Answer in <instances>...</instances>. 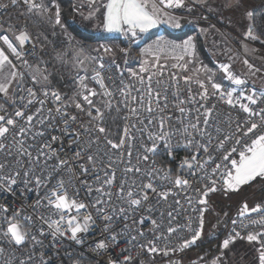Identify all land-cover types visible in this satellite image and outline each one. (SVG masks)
I'll return each instance as SVG.
<instances>
[{"label": "snow or ice", "instance_id": "snow-or-ice-1", "mask_svg": "<svg viewBox=\"0 0 264 264\" xmlns=\"http://www.w3.org/2000/svg\"><path fill=\"white\" fill-rule=\"evenodd\" d=\"M87 2L90 10L85 20L97 19L99 13L105 32L122 33L133 40L138 33H147L161 23L179 28L176 18L165 10L185 7V0H100L98 7L97 0ZM18 4L24 6L29 16H47L49 20L54 17V25L65 27L57 0H9L0 3V9ZM74 11L83 15L79 8ZM246 15L251 20L254 13L248 11ZM13 33L12 38L0 33V99L3 100L0 103V193L16 194L19 184L23 186L20 195L34 193L36 201L33 214L27 215L23 207L13 209L9 215V208L0 206V241L15 249L44 247L45 238L51 239L52 246L65 240L83 245L84 235L99 227L102 238L93 245L96 251H105L127 237L129 243L150 254L168 255L196 244L202 235L205 211L193 207L192 197L188 196L191 211L199 212L198 228L193 230L188 225L190 238L183 239L178 248L161 249L156 241H168L179 231L172 222L183 205L180 199H174L175 206L163 207L170 197L191 190L197 194L196 204L207 205L206 197L216 192L218 185L227 193L258 179L264 181V107L259 111L252 107L264 101V92L258 94L252 89L250 93L241 90L237 94L236 88H242L246 81L235 75L227 63L220 64L219 70L235 86L231 90H222L221 83L213 80V74H209L212 70L207 68L203 69L205 79H199L197 74L194 80L200 90L197 94L190 87L186 96L179 91L180 80L190 85L191 76L171 74L176 89L171 102L167 94L162 96L159 88L153 87V79L160 84L168 67L160 62L161 56L171 55L176 61H185V57L195 53L192 39L178 44L161 37L143 50L148 58L142 61L139 70H129L136 83H125L124 73L120 71V83L112 90L101 74L106 65L100 49H95L97 55L93 56L68 36L66 50L58 51L51 62L40 59L33 65L26 59L31 53L24 51L25 45L32 41L31 35L26 28H16ZM245 39H260L252 33L251 25ZM111 51L103 47V53ZM121 51L127 55V49ZM188 63L191 60L171 67L187 71ZM89 64L95 65L91 76ZM67 69L76 73L71 96L62 94L55 83L56 75ZM89 80L98 89L90 87ZM211 97H217L230 109H239L247 117L237 119L234 125L231 119L222 123L214 116L215 105L206 103ZM170 104L172 114H169ZM8 107L13 111L8 112ZM70 108L77 114L70 112ZM252 117H259L260 123ZM65 139L72 142L68 149L76 146L71 154L62 151ZM57 143L60 148L54 147ZM161 150L169 160H175L179 151L185 153L177 164L179 174L173 176L170 170L156 166L154 157ZM184 173L196 177L201 186L192 189ZM157 180L167 181L172 187L158 184ZM70 188L74 190L71 193ZM82 190L84 198L80 197ZM93 193L97 195L93 197ZM141 213L146 214L152 227L154 239H148L147 243L137 241L138 237L147 235L143 230L145 216ZM253 213L260 214V219H252L251 226L259 224L264 228V206L249 208L244 203L239 209L240 218ZM232 224L235 226L237 220L233 219ZM135 225L141 227L137 229ZM233 233L223 241L222 249H228L236 238H246L249 243L260 245L258 264H264V231L249 232L245 237L234 228ZM4 254L5 248L0 246V255ZM72 255L69 253L70 259ZM33 257L34 252L29 250L26 259L8 257L5 264H32ZM220 259L214 264H219ZM40 264H48L43 255ZM109 264H133V261L131 255H124L123 260L114 258Z\"/></svg>", "mask_w": 264, "mask_h": 264}, {"label": "rangeland", "instance_id": "rangeland-1", "mask_svg": "<svg viewBox=\"0 0 264 264\" xmlns=\"http://www.w3.org/2000/svg\"><path fill=\"white\" fill-rule=\"evenodd\" d=\"M227 2V0H212L213 4L216 3L214 7H209V4H207L208 6L202 4V7H198L188 3L187 7L185 6L182 9L184 12H187V15L182 13L184 14L183 16L176 18L180 24L179 28L171 27L168 23H161L162 25L157 29L144 33L145 36L138 33L136 37L137 42L130 55L131 63L136 68H140L142 61L148 58L143 55V50L149 45L155 44L161 37L178 44H182L187 39H192L195 45V53L192 57H185V61H176L171 55H162L160 62L181 76L193 77V80L197 78V74L199 79H205L206 73L203 69H211L212 72L209 74H213V80L221 83V85L224 83L231 84L230 81L223 78V73L219 70L220 64L227 63L231 65V71L244 79L246 84H250L256 89L264 90V50L249 42L248 39H245V35L250 27V19L246 13L252 11L254 5L250 0H239V3L235 0L233 9L229 11L230 8L226 6ZM57 3L62 13V7L58 0ZM74 8H79L80 12L83 13L81 15L77 12L76 20H79L78 23L81 25L78 28L86 34H90L91 37L75 35L67 28L63 20L61 21H63L62 24L65 27L62 29L60 26L54 25V17L52 20H49L47 16L36 15L39 18L40 25L33 27L30 33L32 40L38 44L41 50L39 60L43 59L44 61L51 62L58 51L61 49L66 50L68 47V36H71L73 43L85 46L93 56L97 55L95 49H100V55H102L105 64L122 61L125 53L121 49H127L121 40L122 33L119 36L109 38L107 35L102 34L103 29L101 28L86 27L89 20H85L84 16L88 15L90 10L89 5L80 3ZM170 14L179 16L176 13L170 12ZM75 15L76 11H74V21ZM31 17L28 19V22ZM27 30H29V27ZM103 47L110 48L112 51L110 53H103ZM188 60H191V63L187 64V71L171 67L172 64H184ZM245 60L248 61V64L244 63ZM249 65H251V68ZM94 67V64L88 65V75ZM198 70H200L199 73ZM75 74V70L67 69L55 77V83H60L66 88L67 96L73 94V77ZM263 186L264 181L258 179L248 193L241 194V189L244 186L235 192L226 193L220 188L212 193L208 199L209 204L206 213L209 215L210 210L213 209L214 213L217 214L214 217L216 220H220L222 224H217L216 220L212 217L208 218L205 221L202 240L197 241L195 245L202 243L204 240H214L217 237V233L224 228L223 218L228 216V218L233 219L236 217L239 214L240 207L244 203H247L249 208L255 207L258 204L264 205V201L259 195V191ZM215 194H220L217 198L218 205H213ZM231 196H233L231 199L227 198ZM227 207L228 209H226ZM222 210H225L224 215H222ZM220 215L223 218H219ZM225 239H228L227 231L221 239L218 252L209 258L198 257L193 252H189L188 249L195 246L193 245L180 251L179 255H176L173 259L183 255V261L186 262L194 260L205 262L206 264H214L217 258L220 257L219 264H258L259 253L255 242H232L228 249H222ZM160 260V256H155L149 264H157Z\"/></svg>", "mask_w": 264, "mask_h": 264}, {"label": "built area", "instance_id": "built-area-1", "mask_svg": "<svg viewBox=\"0 0 264 264\" xmlns=\"http://www.w3.org/2000/svg\"><path fill=\"white\" fill-rule=\"evenodd\" d=\"M9 0H0V3H8ZM13 11H19L22 15V20L15 25H10L8 27V31L10 33H13V30L16 28H26V30L29 27L28 19L31 17L28 14L25 13V8L23 5L18 4L16 7H9L8 9H0V33H6L8 32L4 31V24L6 22V19ZM18 34V33H17ZM9 35V34H8ZM10 36V35H9ZM11 38V37H10ZM121 40L124 42L125 46L127 47V55L124 56L122 61L112 62V63H106V68L104 70H101V74L104 78V82L111 88L112 90H115V86L119 85L120 83V71H123L124 76V82L125 83H136L135 81H132L129 70L138 71L139 68H136L130 61V55L131 51L134 49V46L137 42V39L134 40L130 37H125L123 34L121 35ZM24 51L26 53H31V55H27L26 59L30 64L35 65L36 61L40 58L41 50L39 46L32 42L25 45ZM19 63V62H17ZM117 66H119V69H117ZM23 68V66H20ZM93 70L89 74V76L93 75ZM171 74H175L176 76L183 77L176 73L174 70L170 68L165 69V76L162 78V82L160 84H157L156 79H153V87L159 88L161 95L167 94L169 97V101L171 102L173 100L172 92L176 91L174 87V82L171 80L170 76ZM90 87H96L98 89V85H95L90 80L88 81ZM191 88V91L193 94H197L200 90L198 88V85L195 84L194 80L193 83L190 85H185L183 80H180V86L179 91L182 96L187 95L188 88ZM235 86L229 83L222 84V90H231ZM165 89H167V93L165 92ZM252 89H255L257 93L264 92L263 89H256L250 84H246L242 86V88H236V93L238 94L241 90L251 92ZM211 91V89H209ZM66 95L65 93H62ZM135 95V93H133ZM67 96V95H66ZM246 103V101H244ZM208 106L215 105L216 112L214 113V116H218L220 121L222 123L228 122L231 119V122L234 125V122L237 119L240 118H246L247 114L243 113L242 111H239V109H230L226 104L219 101L217 97H211L206 101ZM51 105H46V107H49ZM7 107V106H6ZM153 107L155 108L156 105L153 104ZM257 111L261 107H264V101L261 103H258L255 106H252ZM13 109L11 107H8V112H12ZM70 112L73 114H77L76 110L74 108L69 109ZM173 113V109L169 107V114ZM175 115H179V113H175ZM84 119H87V117H84ZM253 120H255L257 123H260L259 117H252ZM119 123V122H118ZM116 126H113V131L115 132ZM259 131V129L257 130ZM57 135H59L57 133ZM72 143L70 140L65 139L64 140V152H67L68 154H71V151L75 149V145H73V149H68L67 145ZM231 143V142H230ZM54 147L60 148V144H55ZM136 152L133 151V157H135ZM185 155L183 151H179L175 160H169V158L164 154V152L161 150L157 156L154 157L156 161L157 167H164L166 170H170L171 174L173 176L179 174V169L177 167V164L179 160ZM127 157H125L126 159ZM73 160H75V157H73ZM135 162V160H134ZM117 176L119 177V171L117 172ZM185 178L189 180V184L192 186V189H195L197 187L201 186V183L197 181L196 177L188 176L187 173H184ZM156 183L164 185L167 184L168 187H172L171 184H168L167 181L163 180H157ZM17 192L16 194H5L0 193V206H6L9 208V215L12 214L13 209H20L23 207L24 214H33L32 213V206L35 204L36 196L34 193H27L25 192L23 196L20 195V192L23 191L22 185H17ZM220 189V186L218 185V190ZM73 189H69V192H73ZM177 193L180 192L179 189L175 190ZM214 193V192H213ZM212 193H209L208 197H206L207 201L209 202V196ZM97 195L96 193H93V197ZM192 197V206L196 208H204L205 211L203 213V221L205 220V215L207 212V205H198L196 204V198L197 194L195 191L189 190L185 194L176 195L174 197H170L169 201L163 204V207H168V205H174V199H180L183 207L179 210L178 214L176 215L175 220H173V226H177L179 228V231L177 233H174L171 237L168 238V241L159 240L156 241L157 247L163 249L165 246L169 248H178V245L180 242H182L183 239H188L191 237L192 232L187 227L188 225L191 226V229H197L199 226V212H193L191 211V208L188 205L187 197ZM80 197L84 198L85 193L82 190L80 192ZM90 199V197L88 198ZM41 212L45 211L44 209H40ZM82 212L84 210H81ZM2 215V213H0ZM141 215L145 216L146 223L143 226L144 232L147 234L146 237H138L137 241L138 243H147L148 239H154V237L151 235L152 233V227L150 225V222L147 220V216L145 213H141ZM159 213H156V218H158ZM237 220V224L234 226L232 224V220ZM228 226L227 229V237L229 238L230 234L233 233V229L235 228V231H239L242 236H245L249 232H257V231H264V228H262L259 224H257L255 227L251 226L250 221L252 219H260V214L253 213L249 217L240 218L239 214L234 217ZM137 229H139L140 225H135ZM204 229V224H203ZM83 235V234H82ZM203 235V230H202ZM202 235L198 241L202 240ZM100 236V229L99 227L93 228L89 233L84 235V244L83 245H76L70 240H65L62 244H57L55 246H52V242L50 238H45L44 240V247L37 246L34 249H15L11 245H8L6 241H0V246H3L5 248V254L0 255V264H5V259L8 257H19L21 259H26L28 255V251L31 250L34 252V257L32 264H40V257L41 255L44 256L45 260L48 261V264H109V261L111 259H119L123 260L124 255H131L133 264H149L151 260L155 256H160L161 260L157 262V264H161L164 261H168L173 259L176 255H179L180 251L176 252H169L168 255H163V253H148L146 250L141 249L137 246H134V243H129L127 237H122L120 240V243L118 245H110V247L105 251H96L93 248V245L96 241L101 239ZM237 241H247V239H240L236 238L234 242ZM256 243V242H255ZM257 249L260 247L259 244H257ZM127 250V251H126ZM69 253L73 254L72 258H69ZM178 257V256H177ZM182 264H206L205 262H197V261H183Z\"/></svg>", "mask_w": 264, "mask_h": 264}, {"label": "trees", "instance_id": "trees-1", "mask_svg": "<svg viewBox=\"0 0 264 264\" xmlns=\"http://www.w3.org/2000/svg\"><path fill=\"white\" fill-rule=\"evenodd\" d=\"M58 1L60 2L61 7H62V13H61L62 20L66 24L67 28L77 36L89 37L90 34H86L84 31H82L80 28H78L76 26V23L74 22V3H73V1L72 0H58ZM250 2L254 5V8L252 10V12L254 13V16L250 20L249 25H251L252 33L254 35L259 36L260 39L256 40V41H253L251 39H248V40L252 44H254L257 47L264 50V43H261V41L264 40V0H250ZM116 39H119V38H116ZM56 86L58 87V89L62 93H65L67 95L66 90H65L66 88H64L63 85H61L60 83H56ZM255 182L256 181L252 182L249 185L244 186L241 189V194L242 193H248L250 188H252V186ZM219 195L220 194L214 195L213 205H218V203H217L218 199L217 198ZM259 195L264 201V186L259 191ZM232 197L233 196L227 197V198L231 199ZM262 206H264V205H262ZM226 209H228V207ZM224 212H225V210H222V213H223L222 215H224ZM214 216H217V214H215L213 209H211L210 214L207 215V213H206V215H205L204 225H205V221L208 220V218L212 217L213 219L216 220V218ZM219 218H223V217L220 215ZM223 220H224V224H223L224 228L222 231L217 233V237L214 240H211V239L210 240H204L202 243H198L197 245L189 248L188 251L193 252V254L197 255L198 257H203V258H209L210 256L216 254L219 250L221 239L224 237V235L227 231V228L230 224V221L232 219L228 218V216H227V217H224ZM216 222L219 225L222 224V222L220 220L219 221L216 220ZM189 261L194 262V260H189Z\"/></svg>", "mask_w": 264, "mask_h": 264}, {"label": "crops", "instance_id": "crops-1", "mask_svg": "<svg viewBox=\"0 0 264 264\" xmlns=\"http://www.w3.org/2000/svg\"><path fill=\"white\" fill-rule=\"evenodd\" d=\"M73 1V3H74V7L77 5V4H80V3H86V4H88V2H87V0H72ZM228 2H227V8H230L229 9V11H231V9H233V7H234V3H235V0H227ZM99 3H100V0H97V5H96V7H98L99 6ZM188 3L189 4H191L192 6H198V7H202V4L203 5H207V4H209L210 6L209 7H214V6H216V3L215 4H213L212 3V0H185V6L187 7V5H188ZM208 6V5H207ZM184 8V7H183ZM183 8H179V9H166L165 11H167V12H171V13H176V14H178L179 16H177V15H174V17L175 18H177V17H180V16H183L184 14H182V13H185L186 15H187V12H184V10H182ZM97 15V19H94V20H92V21H89L87 24H88V26H86V27H93V28H101V29H103V27H102V25L100 24V21H99V13H97L96 14ZM77 19V12H76V15H75V23H76V26L77 27H79V26H81L79 23H78V21L79 20H76ZM22 20V15L20 14V12L19 11H13L9 16H8V18L6 19V22H5V24H4V31H6V32H8V34L10 35V37L12 38L13 37V34L12 33H10V31H8L9 29H8V27L10 26V25H15V24H18L20 21ZM61 20H62V17H61ZM63 22V21H62ZM38 25H40V23H39V18H37L36 17V15H33L32 17H31V19L29 20V30H27L28 31V33L31 35V29L33 28V27H36V26H38ZM162 24H159V25H157V27H155V28H153V29H151V30H154V29H157L158 27H160ZM151 30H149V31H151ZM103 32H102V34H105V35H107L109 38H112V37H116V36H119V34H121V33H107V32H105L104 31V29L102 30ZM140 35H142V36H145V34L144 33H139ZM31 37H32V35H31ZM32 42H34L33 40H32ZM35 43V42H34ZM37 44V43H36ZM38 45V44H37ZM10 92H11V90H10ZM3 102V100L2 99H0V103H2ZM245 186V185H244Z\"/></svg>", "mask_w": 264, "mask_h": 264}, {"label": "water", "instance_id": "water-1", "mask_svg": "<svg viewBox=\"0 0 264 264\" xmlns=\"http://www.w3.org/2000/svg\"><path fill=\"white\" fill-rule=\"evenodd\" d=\"M183 258H184V256L181 255V256H178L176 259H171V260H168V261H164L161 264H182Z\"/></svg>", "mask_w": 264, "mask_h": 264}]
</instances>
